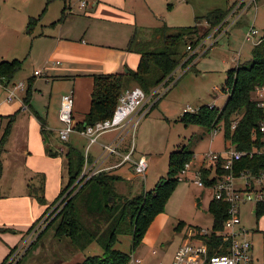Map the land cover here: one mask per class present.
Wrapping results in <instances>:
<instances>
[{
	"label": "trees",
	"instance_id": "trees-1",
	"mask_svg": "<svg viewBox=\"0 0 264 264\" xmlns=\"http://www.w3.org/2000/svg\"><path fill=\"white\" fill-rule=\"evenodd\" d=\"M52 1L54 0H48L47 5ZM63 1L69 2V0ZM65 9L60 20L65 17ZM230 9L215 7L210 10L204 16L208 23L207 27H199L200 18L196 16V24L190 26H171L164 23L156 27L138 28L129 45L130 50L141 56L138 67L135 70L126 67L122 71L96 74L90 110L85 119L76 124V129L83 130L88 125L110 118L120 96L126 89L132 87L133 83L143 88L146 93H151L189 56L188 46L194 49L200 45L211 30L223 23ZM35 21L36 18L30 19L28 32H31ZM196 56L197 53L190 55L185 62L190 63ZM21 67L22 61L19 59L1 61L0 74L5 78L4 82L9 83ZM263 84L264 35L261 41L253 46L250 61L239 63L236 67L228 69L224 90L229 97L225 105L222 108L216 105H202L196 111H184L179 120L185 125H203L211 132L223 131L225 144L231 143L238 151L258 150L264 145L263 134L260 131L264 114L254 99V92L257 86ZM31 86L32 80L24 99L25 103L30 101ZM236 120L237 125L233 128V122ZM41 121L45 123L43 119ZM42 132L46 136L45 127ZM65 143L68 182L50 204L54 206L59 202L57 214L39 233L35 242L42 237L51 224L57 222L55 236L59 239L67 237L74 249L85 250L95 241L103 248L102 255H88L75 264H129L131 255L116 248L118 236L132 234L133 249L136 248L155 218L165 211L166 204L180 181V172L187 163L194 160L195 152L186 145L171 151L167 177L162 179L154 190L143 191L131 197L118 190L117 184L123 178L111 171H101L86 182L79 181L85 165V153L70 140ZM47 150L51 155L57 154L48 148ZM201 170L205 185L210 186L214 183L215 179H209L210 170L204 167ZM262 170H264V156L254 153V155L246 154L237 160L232 172L235 177H239L242 172L258 174ZM2 172L3 163L0 158V177ZM218 172L227 174L230 170L219 165ZM38 177L40 178L38 185L29 184V193L40 203L45 204L44 176L40 174ZM229 205V202L215 197L210 202L209 211L214 218L213 232L206 237L200 233L201 228H198L199 234L210 245L218 244L220 241L216 234L224 229ZM255 213L257 215L264 213V203L256 205ZM40 219L38 218L28 231ZM1 230L9 231L10 228H1ZM17 247V245L11 247L1 264H5Z\"/></svg>",
	"mask_w": 264,
	"mask_h": 264
},
{
	"label": "rangeland",
	"instance_id": "rangeland-1",
	"mask_svg": "<svg viewBox=\"0 0 264 264\" xmlns=\"http://www.w3.org/2000/svg\"><path fill=\"white\" fill-rule=\"evenodd\" d=\"M238 1L234 0L231 3L230 0H128V6L136 11L139 23L145 22L147 26L153 25V18L158 17L171 26H190L197 22L195 19L198 16L200 18L199 27H207L208 23L204 16L210 10L215 7H223L231 8V12ZM42 3L45 5V2L40 0H0V60H11L16 57L24 59L28 47L26 39L28 17L36 5L39 8ZM51 3L47 6L49 7ZM61 3V1H57L53 6ZM79 4L80 0L71 1L77 18L85 11L78 10ZM255 6L258 7L257 12L252 10L243 17L241 15L242 19L234 31L229 35L224 34L218 43L211 44L209 51H207L208 49L203 51L208 45L207 43L200 47V52H197V55L205 56L199 57L197 65V58L190 63L185 62L193 54L188 49L189 56L182 61L181 65L185 68L191 64L189 71L166 93L162 99L163 102L161 101L162 104L157 103L158 105L156 104V107L140 120L133 132L136 146L134 157L141 154L147 156L149 161L147 176L146 178L137 176L131 181L119 182L117 188L120 192L133 197L143 191L154 190L156 185L167 177L171 151L181 146L186 145L195 152V162L192 161L191 164L192 171L202 167L199 164L203 161L205 154L225 150L223 131L213 133L203 125H185L179 118L185 109L196 111L200 106L213 102L218 108L225 105L229 97L224 90L228 69L236 65L233 55L236 54L235 52L242 53L241 61L243 62L252 59V42L247 41L244 34L252 24L255 14L254 24L259 31L257 38L264 35V0H258ZM50 8L46 10L50 11L46 15L47 18L48 15L52 17L53 9ZM239 9L237 8L233 12V16L239 14ZM80 22L82 23L79 25ZM73 24L79 25L76 35L77 38H80L85 31L84 20L79 19ZM210 33L206 38L210 37L211 40L218 34V32ZM211 47L213 48L210 50ZM131 86L138 85L133 83ZM133 133L127 136L128 140H132ZM105 136L103 135L100 140L106 139ZM59 142L65 148L66 143L61 140ZM88 144V139L80 137L78 146L85 154ZM96 148L97 145L94 144L90 151L94 152ZM189 174L191 173H188L190 177ZM65 177L67 184L68 170ZM238 183H243V180ZM214 195L215 190L212 187L200 186L192 179L179 181L166 204L165 211L155 218L136 248L133 249L132 234L119 235L116 248L130 254L131 257L140 258L141 264H171L175 252L185 241L190 230H197L196 228L212 230L214 218L209 211V205L214 199ZM57 206H59V202L48 209L34 227L25 234L26 237L27 234L34 231L35 226L42 223V229L23 243L25 250L19 264H75L88 255L103 254L102 246L96 241L85 250H76L71 247L67 237L57 238L55 236L57 222L51 224L39 241L35 242L39 233L57 214L59 210H57ZM241 207L242 222L250 229L251 234L253 233L255 254L260 261L264 262V213L260 215L253 213L251 209L254 208V205L251 202L242 204ZM181 222L184 224L180 225ZM33 243H37L36 248L29 251L28 249H31ZM7 248L8 246L0 239V259L4 257Z\"/></svg>",
	"mask_w": 264,
	"mask_h": 264
},
{
	"label": "crops",
	"instance_id": "crops-1",
	"mask_svg": "<svg viewBox=\"0 0 264 264\" xmlns=\"http://www.w3.org/2000/svg\"><path fill=\"white\" fill-rule=\"evenodd\" d=\"M40 1L45 2V5L42 3L39 8L36 5L28 17L26 34L28 47L25 51V60L13 58L21 60L22 67L8 83V86H14L23 81L25 85L16 90L18 97L12 100L6 99L7 91L0 87V158L3 163V172L0 177V239L8 246L4 257L0 259V264L10 252L11 247L22 245L34 235L32 231L25 237L35 221L52 207L50 204L66 184L67 159L64 153L67 146L64 148L58 137V129L63 125L59 118L62 95L71 90L74 91V120L76 124L83 121L91 107L94 76L122 71L126 67L135 70L141 56L130 50L129 45L136 30L165 23L160 17L153 18L154 23L151 26H147L145 22L139 23V17L136 11L128 6V0H80L78 10L85 11L82 15H78L79 18L74 13L72 0L67 3L63 0H54L62 2L56 6H53L55 2L52 1L49 6L53 9L52 17L48 15V18L46 17L50 13L46 11L49 10L46 2L48 0ZM83 1L86 2L85 6H81ZM64 8H66L65 17L60 20ZM252 10L257 12L258 7H249L242 12V17ZM31 18H36V21L31 32H28V23ZM79 19L84 20L85 31L80 38H77L76 30L82 22L78 26H75L73 22ZM241 19L240 17L234 24L231 23L225 34H231ZM255 20L256 14L250 27L258 29L254 24ZM38 27H40L39 30H37ZM223 35L219 37L217 43ZM257 39L255 37L254 40H250L252 47ZM204 42L208 45L203 51L207 49L209 51L213 40L208 37ZM235 53L233 61L238 65L243 62L241 61L242 53ZM200 56L205 55L196 57L198 59L196 65ZM190 65L185 68L178 66L175 70V75L178 77L177 83L189 71ZM35 70H40L41 73L36 75ZM31 80V97L26 105L24 99ZM163 97L159 100V105L162 104ZM208 105L216 104L213 102ZM42 119L45 123L41 121ZM8 127L9 130H7ZM43 127H45L46 136L43 135ZM103 135L107 138L100 140ZM103 135L95 143L97 145L95 151H90V159L92 162L97 160L98 163L103 162L104 166L116 164L120 156H110L106 159L102 155V144L112 142L116 138L120 142V152H127L130 145L127 136L130 133L125 137L121 136L123 137L121 140L118 138L119 131H111ZM80 137L82 136L78 132H74L70 138L71 143L78 146ZM47 148L57 154H49ZM63 151L64 153H61ZM132 170L129 164L110 169L114 174L122 176V181H131L137 176L143 177ZM40 174L44 176L45 204L40 203L29 193V184L38 185ZM1 228H10V230L2 231ZM36 244L33 243L28 250L35 249ZM255 256L258 258L256 254Z\"/></svg>",
	"mask_w": 264,
	"mask_h": 264
},
{
	"label": "built area",
	"instance_id": "built-area-1",
	"mask_svg": "<svg viewBox=\"0 0 264 264\" xmlns=\"http://www.w3.org/2000/svg\"><path fill=\"white\" fill-rule=\"evenodd\" d=\"M258 0H239L238 3L231 10L229 15L225 18L223 23L211 30L210 34L218 32L214 36L213 43L216 42L222 34H225L231 23H235L240 19L242 12L249 7L256 5ZM236 3V2H235ZM86 2L83 1L81 6H85ZM239 9V14L233 16V12ZM259 34L258 29L250 27L245 35L246 40L252 41ZM209 36V35H208ZM258 38L255 44L261 41ZM204 40L196 48L192 49L189 45L188 49L193 54L200 52V47L203 46ZM198 56V55H197ZM196 56V57H197ZM59 63V61H57ZM182 65L180 64V68ZM40 70H35V74H40ZM175 71L164 80L160 85L155 87L151 93H146L140 86H134L126 89L120 96L117 107L110 118L96 122L95 124L88 125L83 130L76 129V123L73 116L74 110V91L71 90L61 97L60 102V115L59 118L62 126L58 129V136L61 141L67 142L70 140L74 132H78L82 137L89 140L85 154V165L80 175L79 181L86 182L94 175L101 171H110L112 168L129 164L133 170L145 177L149 161L145 154L134 157L136 146L134 143V133L141 119H143L154 107V105L175 85L177 82V75ZM5 78L0 74V86L7 91V100H12L18 97L17 89L22 88L25 83L23 81L8 86L4 82ZM255 97L257 104L262 108L264 114V84L255 88ZM25 103V102H24ZM26 104V103H25ZM27 105V104H26ZM214 106V105H211ZM185 111H190L186 110ZM237 120L233 122L232 127L235 128ZM119 131V137H125L126 134H132L129 149L127 152H120V142L115 138L112 142L102 144L103 156L108 159L110 156H120V160L113 165L104 166L103 162L98 163V160L92 162L90 159L91 146L98 142L101 135L111 132ZM260 131L263 134L264 140V119L260 124ZM219 132L214 130L213 133ZM123 136V137H121ZM225 150L212 151L205 154L202 165L205 169L210 170L209 179H215L214 183L210 186L205 185L203 173L201 168L191 170V164L187 163L179 174V180L192 179L196 184L204 187H212L215 190L214 197L222 199L230 203L228 209V217L224 222V229L217 232L216 236L220 238L218 244L210 245L206 239L203 238L197 230H190L185 241L179 246L171 264H264L254 254V242L251 236L250 229L247 228L242 222L241 210L242 204L253 203L254 209L258 203H264V170L258 174H251L249 172H242L239 177L233 175L232 169L234 163L246 154L254 155L258 153L264 156V145L258 150L251 151H238L231 143L225 144ZM106 161V160H105ZM219 165L230 170L229 173L220 174L218 172ZM192 171V172H191ZM190 177L188 173H190ZM192 176V177H191ZM243 180L239 184L238 181ZM252 209V212L255 210ZM40 222L35 226L33 234L42 229ZM213 230L202 229L200 233L206 237L212 234ZM24 244L18 246L11 254L5 264H17L24 254ZM142 260L134 256L131 257L130 263L141 264Z\"/></svg>",
	"mask_w": 264,
	"mask_h": 264
}]
</instances>
